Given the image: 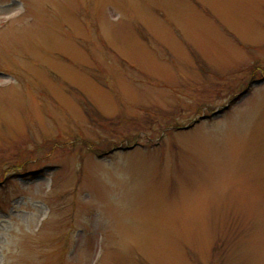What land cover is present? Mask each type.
I'll use <instances>...</instances> for the list:
<instances>
[{
  "label": "rangeland",
  "instance_id": "374dc122",
  "mask_svg": "<svg viewBox=\"0 0 264 264\" xmlns=\"http://www.w3.org/2000/svg\"><path fill=\"white\" fill-rule=\"evenodd\" d=\"M0 264H264V0H0Z\"/></svg>",
  "mask_w": 264,
  "mask_h": 264
},
{
  "label": "trees",
  "instance_id": "16d2710c",
  "mask_svg": "<svg viewBox=\"0 0 264 264\" xmlns=\"http://www.w3.org/2000/svg\"><path fill=\"white\" fill-rule=\"evenodd\" d=\"M248 90H249V89H245V90H243L242 93H241V95L247 93ZM241 95H237V96L233 97V99H239V98L241 97ZM233 102H234V101H233ZM229 107H230V105H229ZM113 150H115V149H112V150L110 149L111 152H112ZM105 154H107V151H103V152H101L99 155L103 156V155H105Z\"/></svg>",
  "mask_w": 264,
  "mask_h": 264
},
{
  "label": "water",
  "instance_id": "95a60500",
  "mask_svg": "<svg viewBox=\"0 0 264 264\" xmlns=\"http://www.w3.org/2000/svg\"><path fill=\"white\" fill-rule=\"evenodd\" d=\"M183 127H185V128H186L187 126H183Z\"/></svg>",
  "mask_w": 264,
  "mask_h": 264
}]
</instances>
